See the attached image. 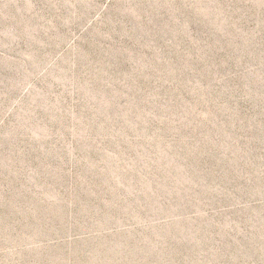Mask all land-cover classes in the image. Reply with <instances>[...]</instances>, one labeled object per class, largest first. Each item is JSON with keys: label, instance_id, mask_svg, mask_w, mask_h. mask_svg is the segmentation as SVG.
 Here are the masks:
<instances>
[{"label": "rangeland", "instance_id": "rangeland-1", "mask_svg": "<svg viewBox=\"0 0 264 264\" xmlns=\"http://www.w3.org/2000/svg\"><path fill=\"white\" fill-rule=\"evenodd\" d=\"M0 264H264V0H0Z\"/></svg>", "mask_w": 264, "mask_h": 264}]
</instances>
